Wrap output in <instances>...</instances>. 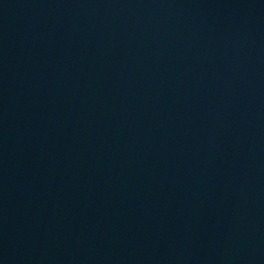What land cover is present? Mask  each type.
<instances>
[{"label": "water", "instance_id": "95a60500", "mask_svg": "<svg viewBox=\"0 0 264 264\" xmlns=\"http://www.w3.org/2000/svg\"><path fill=\"white\" fill-rule=\"evenodd\" d=\"M0 264H264V0H0Z\"/></svg>", "mask_w": 264, "mask_h": 264}]
</instances>
